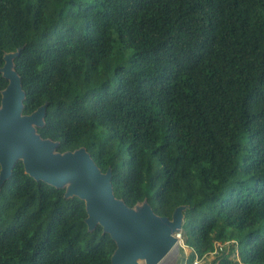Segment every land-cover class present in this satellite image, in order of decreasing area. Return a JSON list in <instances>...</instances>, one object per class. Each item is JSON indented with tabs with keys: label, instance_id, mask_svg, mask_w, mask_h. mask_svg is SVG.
Segmentation results:
<instances>
[{
	"label": "trees",
	"instance_id": "trees-1",
	"mask_svg": "<svg viewBox=\"0 0 264 264\" xmlns=\"http://www.w3.org/2000/svg\"><path fill=\"white\" fill-rule=\"evenodd\" d=\"M17 50L22 113L46 104L56 152L85 148L128 207L185 205L187 247L227 243L211 264H264V0H0V67ZM64 193L15 163L0 264H110L115 240Z\"/></svg>",
	"mask_w": 264,
	"mask_h": 264
},
{
	"label": "water",
	"instance_id": "water-1",
	"mask_svg": "<svg viewBox=\"0 0 264 264\" xmlns=\"http://www.w3.org/2000/svg\"><path fill=\"white\" fill-rule=\"evenodd\" d=\"M18 54L19 50L4 54L0 67L8 80L0 102V187L21 160L25 173L35 180L65 187V197L84 200L88 229L99 224L116 242L110 264H137V257L154 264L179 240L174 234L182 229L186 206H177L171 218L157 215L145 200L128 207L113 194L111 169L102 172L85 148L56 152L57 142L42 139L36 132L44 123L46 104L30 114L22 113L25 92L13 64Z\"/></svg>",
	"mask_w": 264,
	"mask_h": 264
},
{
	"label": "rangeland",
	"instance_id": "rangeland-1",
	"mask_svg": "<svg viewBox=\"0 0 264 264\" xmlns=\"http://www.w3.org/2000/svg\"><path fill=\"white\" fill-rule=\"evenodd\" d=\"M190 251L191 249L184 244L183 239L181 238L179 239V243L171 255L168 258H165L161 264H184L187 256L190 254ZM216 255L217 254L209 256L204 262H202V264H211Z\"/></svg>",
	"mask_w": 264,
	"mask_h": 264
},
{
	"label": "built area",
	"instance_id": "built-area-1",
	"mask_svg": "<svg viewBox=\"0 0 264 264\" xmlns=\"http://www.w3.org/2000/svg\"><path fill=\"white\" fill-rule=\"evenodd\" d=\"M181 230H182V229H181ZM181 230H180L179 232H177V233L174 234L175 237H177L178 239H181V238H182ZM226 244H227V243H221V242H217V241H216V242L214 243V250L211 251V252H209V253H207V254H204V255H202V256L197 255V254L193 251V249L190 248L191 251L194 252V258H193L192 263H193V264H202V262H204L209 256L219 253V252L223 249L224 245H226ZM191 251H190V252H191ZM184 264H186V261L184 262Z\"/></svg>",
	"mask_w": 264,
	"mask_h": 264
},
{
	"label": "bare ground",
	"instance_id": "bare-ground-1",
	"mask_svg": "<svg viewBox=\"0 0 264 264\" xmlns=\"http://www.w3.org/2000/svg\"><path fill=\"white\" fill-rule=\"evenodd\" d=\"M179 243V240L176 242H173L169 245V247L167 248V250L162 254V256H160L157 261L154 264H161V262L165 259L168 258L171 253L174 251V249L177 247ZM135 261L137 262V264H146L145 262V258L144 257H137L135 259Z\"/></svg>",
	"mask_w": 264,
	"mask_h": 264
}]
</instances>
